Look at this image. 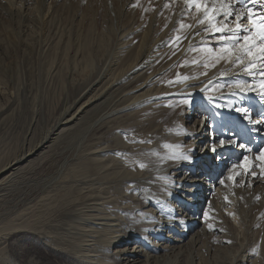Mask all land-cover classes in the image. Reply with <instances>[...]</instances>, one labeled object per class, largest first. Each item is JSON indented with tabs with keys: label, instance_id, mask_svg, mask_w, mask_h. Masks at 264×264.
Wrapping results in <instances>:
<instances>
[{
	"label": "rangeland",
	"instance_id": "obj_1",
	"mask_svg": "<svg viewBox=\"0 0 264 264\" xmlns=\"http://www.w3.org/2000/svg\"><path fill=\"white\" fill-rule=\"evenodd\" d=\"M200 17L184 0H0L5 264H85L87 254L112 264L122 248L159 257L138 264H264V141L252 133L264 102L230 93L239 79L263 78L220 79L202 94L227 93L218 100L180 94L215 70L243 71L226 60L213 66L220 34L204 31ZM181 20L192 27L177 31ZM222 131L225 141L242 137L228 144L236 165L249 155L242 149L255 148L259 161L250 171L244 162L245 176L257 173L258 183L237 174L244 167L233 178L225 153L210 157ZM212 164L219 181H232L221 198L228 207L212 198L223 187L202 179ZM52 241L61 251L48 247ZM164 242L175 248L159 250Z\"/></svg>",
	"mask_w": 264,
	"mask_h": 264
},
{
	"label": "snow or ice",
	"instance_id": "obj_2",
	"mask_svg": "<svg viewBox=\"0 0 264 264\" xmlns=\"http://www.w3.org/2000/svg\"><path fill=\"white\" fill-rule=\"evenodd\" d=\"M184 3L189 11L194 9L201 13L197 23L206 24L204 31H211L213 35L220 34L218 40L222 42V46L215 56L213 66L220 60H226L237 66H243V71L248 76L259 75L264 77V0H184ZM241 3L242 7L237 8L236 5ZM257 4L261 5L259 14L253 7H249V5L255 6ZM191 27L192 25L185 24L181 20L180 28L177 31ZM179 39V36L176 37V40ZM246 60L247 63H245ZM234 86L242 92L256 90L250 88L247 81L243 80L236 81ZM259 87L261 98L264 99V79L260 80ZM238 111H243L245 116H248L247 109H238ZM253 123H260V121H253ZM139 142L143 143L144 141ZM235 143L234 140L225 141L221 139L219 141V145ZM238 146L243 147V145ZM210 150L215 152L216 146H212ZM182 158L191 160L188 155H184ZM258 158L264 160V152H261ZM244 161H247V157H244ZM244 161L238 165H233V167H244L246 172L247 167ZM139 166L141 168L146 167L143 163ZM209 227L211 228V225Z\"/></svg>",
	"mask_w": 264,
	"mask_h": 264
},
{
	"label": "bare ground",
	"instance_id": "obj_3",
	"mask_svg": "<svg viewBox=\"0 0 264 264\" xmlns=\"http://www.w3.org/2000/svg\"><path fill=\"white\" fill-rule=\"evenodd\" d=\"M25 4V3H24ZM21 6V5H20ZM194 33V32H193ZM197 34V33H196ZM247 63V62H246ZM244 71H240V70H237V69H235V68H233V67H228V68H226V69H224V70H215V71H213V72H211L208 76H206L204 79H200V80H193L192 82H189V83H187V84H183L182 86H180V94H183V95H185V94H187V95H190V96H197V95H202L204 92H205V90L207 91V90H209L210 89V87L213 85V84H215V82L216 81H218V80H220V79H224V78H226V79H231V78H233V77H235V75H240L241 77L242 76H244V73H243ZM222 73H223V75H222ZM246 75V74H245ZM246 77V76H245ZM253 77V76H252ZM238 78V77H237ZM240 78V77H239ZM255 78H257V76L255 75ZM260 78H263L264 79V77H262V76H260ZM254 79V78H253ZM240 80V79H239ZM259 82H260V80H258ZM259 82L257 83V84H249L248 86L250 87V88H255L256 90L255 91H247V92H242L239 88L237 89V88H235V89H233V91H231L230 90V93H233V92H236V93H238V92H240V93H242V94H246V93H251V94H258V100H260L261 101V103H263L264 102V99H262L261 98V95H260V92H261V89H260V87H259ZM92 86H94V85H92ZM229 93V92H228ZM224 94H227V93H223V92H221V93H218V95H217V97L216 98H213L212 97V95H210V96H206V95H202V96H206L205 98H207V99H209L208 97H212V98H210V99H214V100H218V99H220L219 97H221L222 95H224ZM254 96V95H253ZM255 97H257V96H255ZM263 101V102H262ZM262 106L264 107V104H262ZM263 110H264V108H263ZM261 111L262 112V118H261V120H260V123H255L254 125H253V130H252V133H253V138H255L257 141H260V142H262L263 143V141H264V111ZM79 112H80V110L79 111H77V113H75L74 115H71V116H69L68 118H66L62 123H61V125L62 124H69V123H71L72 122V120L75 118V116H77L78 114H79ZM256 113H257V111H256ZM263 119V120H262ZM244 121L245 122H247V118L246 117H244ZM187 122H191V120H187ZM59 125H60V123H59ZM58 125V126H59ZM57 126V127H58ZM231 128V127H230ZM230 130V129H229ZM234 132H235V130H234ZM225 136H227V134L225 133V131H222V133H220V135H214L213 136V140H212V146H216V151L214 152V153H211L210 154V157L211 158H215V157H218V158H220V156H221V154H223V153H225L224 155H226V157H228L227 158V160H228V165L229 164H233V165H236V163H237V159H234L233 158V155L231 154V152H227V149H228V144H225V145H219V141L221 140L220 138H225ZM231 136H233V137H235V141L236 142H240L241 141V136H237L236 134L235 135H231ZM190 138V137H189ZM200 140H202V138H198V141L199 142H205V141H210V138H209V136L208 137H206V138H204L202 141H200ZM216 140H219L218 142H217V144H215V141ZM264 145V144H263ZM234 146H235V144H234ZM247 147V146H246ZM200 147H197V149H199ZM263 148V147H262ZM197 149H196V151H197ZM240 149H242V147H240ZM239 149V150H240ZM252 150H255V148L253 147V148H244V150L242 149L241 151H240V156L241 155H243L244 153L246 154H248L249 153V155L250 156H253L251 159L250 158H248L247 159V161L249 162L250 161V164H249V168H248V170L250 171L251 170V167L252 166H254L255 164H257L258 163V161L260 160H255V157H257V156H255V153L253 154V151ZM195 154V153H194ZM93 155V154H92ZM247 156V157H250V156ZM157 156H159L158 154H157ZM191 157V156H190ZM177 158H180V154L178 155V157ZM163 160V159H165V161H168L169 159H170V157L168 158V156H163V155H160L159 156V158H158V160ZM223 159H225V158H221V160H223ZM244 161V160H243ZM19 162H20V160H17V161H15V162H13L7 169H5V171H7V170H9L10 168H13L15 165H17V164H19ZM245 162V161H244ZM168 164V163H167ZM167 164H165L163 167H162V169L163 168H165L166 166H167ZM206 164V163H205ZM226 164V165H227ZM225 165V164H224ZM206 166V165H205ZM172 167V166H171ZM211 169L209 168V170L207 169V167H205V169H207V172L206 171H204L202 174H203V178L202 179H204V180H207V182H211V185H214L215 183L216 184H219L220 186H222L223 188L222 189H220V191H219V193H215V194H213L212 195V198L215 196V195H218L217 196V198L220 200V201H222V203L224 204V206H226V207H228L229 205H225V198H226V196H225V198H223V199H221L222 198V195L224 194V195H226L227 194V191H226V189L227 188H229V187H231L232 186V181H228V182H226L225 180L223 181V180H218L219 179V175H218V171L217 170H215V169H213L214 167H213V164L211 165ZM232 168V170H231V173L233 172V178H234V175H235V172L234 171H236L235 169H234V167L233 166H231ZM167 168V167H166ZM177 168V167H176ZM16 169V168H15ZM170 169H175V167H172V168H170ZM169 169V170H170ZM214 171V173H212ZM238 171H239V169H238ZM245 169L244 168H241V170H240V175H242V177H243V179L246 177L245 176ZM255 173V172H254ZM175 174V173H174ZM176 176V175H175ZM261 178V176H259V175H257V173H255V175H252V173H250V174H248V176L246 177V180L247 181H250L252 184H254V183H258L259 181H260V178ZM263 180V179H262ZM193 185H194V187H196L197 188V190L198 189H200V188H202L201 187V183H200V180H196L195 181V183H193ZM213 188V187H212ZM214 190H215V187L213 188ZM203 193V192H202ZM212 193V192H211ZM211 193H210V195H211ZM219 202V201H218ZM94 203V202H93ZM227 203V202H226ZM103 209V208H102ZM104 211V210H103ZM107 211V210H106ZM105 211V212H106ZM101 212V211H100ZM210 213V212H209ZM102 216V215H101ZM101 219H103V218H101ZM116 220V219H115ZM110 221V222H109ZM102 222V221H101ZM108 225H110L112 222H113V218H110V220H108ZM115 223V222H114ZM100 225V224H99ZM106 225H107V223H106ZM105 225V226H106ZM117 225V224H116ZM118 226V225H117ZM169 227V226H168ZM99 228V227H98ZM108 229H109V227H108ZM107 231V230H106ZM110 231V233H111V230H109ZM107 233H109V232H107ZM95 236V235H94ZM115 236V235H114ZM89 237V236H88ZM87 237V238H88ZM108 237H110V236H108ZM85 238V237H84ZM115 240H116V238L115 239H108V244L110 243V245L113 243V242H115ZM119 241H118V243L117 244H126L125 242H123L122 240H120V239H118ZM99 241V240H98ZM117 241V240H116ZM104 242H107V241H104ZM169 242V241H168ZM95 243V242H94ZM116 243V242H115ZM49 245H50V247H52V249L54 248L55 250H57V251H61L60 249H59V247H58V244H57V242L55 241V242H53L52 241V243H50L49 242V244H48V247H49ZM100 246V245H99ZM49 247V248H50ZM93 247V246H92ZM173 247L175 248V246H172L171 244L170 245H167V243L166 242H164V243H162V245H158L157 246V248L159 249V250H166L167 252L169 251V250H171V249H173ZM11 248H12V246H11ZM109 248V247H108ZM12 249H14V248H12ZM95 251V250H94ZM73 252V251H72ZM72 252H69V254L70 255H72L74 258L76 257V255L74 254V253H72ZM80 252V251H79ZM105 252V251H104ZM115 253L113 254V256H112V259L114 260V263H112V264H138V263H140L141 261H142V258L143 257H146V259L147 260H149V261H151V262H154V261H156L159 257L156 255V254H154V255H150V254H144V253H140V252H128L127 251V249L126 248H122V249H116L115 251H114ZM171 252V251H170ZM3 252H2V250H1V248H0V255L2 254ZM76 253V252H75ZM82 255V254H81ZM101 255V254H100ZM78 256V255H77ZM102 256V255H101ZM105 256V255H104ZM106 258L104 259V260H109L110 258H108V255L106 254ZM99 258V257H98ZM83 260H81V261H83L85 264H108V263H101V261H99V263H95V262H93L94 260H96L95 258H93L92 256H90L89 254H87V255H85V257L84 258H82ZM100 260H102V258L100 259ZM0 264H5L4 262H3V260H1V258H0Z\"/></svg>",
	"mask_w": 264,
	"mask_h": 264
}]
</instances>
